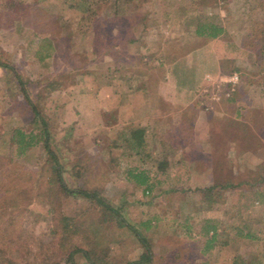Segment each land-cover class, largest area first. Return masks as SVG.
<instances>
[{
    "label": "rangeland",
    "instance_id": "rangeland-1",
    "mask_svg": "<svg viewBox=\"0 0 264 264\" xmlns=\"http://www.w3.org/2000/svg\"><path fill=\"white\" fill-rule=\"evenodd\" d=\"M263 15L264 0H0V60L6 65H0V248L20 255L23 264H54L49 254L54 247L59 254L66 218L71 227L77 223L62 242L68 250L77 243L88 247L95 264L137 261L145 250L121 215L152 248L150 262L133 264H198L207 256L209 264L264 259V180L255 177L264 162V136L259 134L258 145L253 131L264 121ZM201 23L223 30L214 37L196 33ZM212 55L219 72L209 70ZM233 66L242 75L236 99H230L236 90L223 93ZM16 73L46 119L64 181L96 190L117 212L60 193L45 136L26 154L16 150L11 131L34 125ZM204 75L207 81L190 89ZM216 92L219 99H211ZM130 93L141 103L131 118L122 112L118 117L112 99H129ZM194 94V106L174 100ZM194 111L214 114L213 166L206 169L197 160L193 180L159 182L167 171L164 161L179 155L174 149L195 144L188 135ZM141 124L147 125L144 133ZM209 153L196 151L197 159ZM192 154L186 151L185 159ZM142 161L146 168L139 167ZM20 167L33 171L37 183L30 204L18 211L12 202L32 192ZM144 175L145 183L134 181ZM208 225L215 233L204 256L200 248L213 233L205 232ZM74 259L92 264L82 252ZM58 264L69 263L60 256Z\"/></svg>",
    "mask_w": 264,
    "mask_h": 264
},
{
    "label": "trees",
    "instance_id": "trees-1",
    "mask_svg": "<svg viewBox=\"0 0 264 264\" xmlns=\"http://www.w3.org/2000/svg\"><path fill=\"white\" fill-rule=\"evenodd\" d=\"M261 2L263 0H260ZM263 23H264V15H263ZM223 30V28L221 26H217L214 24H209L208 27L206 24L201 23L199 26H197L194 31L196 33L199 34H209L210 36L214 37L216 36L219 32H221ZM50 52V51H49ZM49 52H46L45 55L43 56H48ZM41 56V58L43 57ZM251 62H255V61H251ZM0 65H4L6 66L1 60H0ZM222 71L223 73H226V71H228V69L226 68V66H224L225 64L222 62ZM240 72V67L239 66H233L231 67L230 72L232 71H237ZM261 71V70H260ZM16 76L19 78V82L20 85L22 87L24 96L26 98V100L28 101L29 106L31 107L34 117H33V121L34 125L32 127H30V129H25L22 127H16L11 131V139L12 141L16 144V150L19 153L22 154H26L28 148L34 146L35 144L39 143L40 140H42L41 137H44L43 139V146L46 148V150L52 154L56 164H57V181H58V188L60 190V193H64L66 195H70V194H79L80 196L89 198L92 202H94L95 204H98L100 207H104L106 210H109L111 212H117L108 202H106L102 197H100L98 195V193L96 192V190L91 191V190H86V189H82V188H71L67 185V183L64 181L62 175H61V165L59 163L58 157L56 156L55 152L50 148L49 142H48V129L46 126V119L41 115L40 110L38 109V107L35 105V103L33 102L32 99H30L27 88L25 86L24 81L21 79V77L19 75ZM241 79H242V75L240 74ZM262 79H263V83L264 84V73H262ZM252 81V80H249ZM259 81H257L256 83H258ZM260 83V82H259ZM260 89H264V85H262V87ZM236 90V89H235ZM238 93V89L236 91L233 92V94L230 96V99H236ZM197 99H199V96H197ZM40 122V126L38 127V124ZM253 131H255V135H258V138L260 140V142L258 143L261 144L262 142V137L259 136L263 135L264 136V121H261V124L258 125L257 127H254ZM254 135V133H253ZM23 173H24V183L28 184L31 186L32 188V192L29 194H22L20 195L17 200H21V201H15L12 202V208H16L18 211H20L21 209L27 207L30 204V201L32 200V198H34V196L32 195L34 192V188H35V183H37V179L34 178L35 176H33V174H35L33 171H27L25 173L24 170H22V168L20 167V169ZM257 172L255 173V177L260 176L262 174V176H260V178H262V180H264V162H261L258 166H257ZM31 176L33 178H31ZM137 182L142 183L144 182V178L137 180ZM227 184H230L229 182H227ZM244 181L240 180L238 181V185H243ZM15 185V184H14ZM16 198V197H15ZM15 198H13L15 200ZM91 206V205H90ZM105 213V212H104ZM120 220L122 221V223L124 224V226L129 227L131 230H133V232L136 234L137 238L139 239V241L142 243L143 248L145 250L144 253L141 254V256L139 257V259H137V261H132V262H127V263H123V264H133V263H146V262H150L151 258H152V248L149 244L148 238L145 237L144 234H142L141 231H138L137 229H135L132 225H130L126 219L119 215ZM143 223H149L148 220L146 221H141ZM70 221L66 220V218L64 219V221L61 224V227L63 228V233L61 235L60 238H58V250H59V254L57 255L55 252V247L54 249L51 251V254H49V256H53L55 258L54 264H58V262L60 261V256L62 258H65V260L69 263V264H76L75 259H74V254L77 252H82L84 254V256L91 262V259L89 258V250L88 247H85L79 243H77V245H73L71 247L70 250H68V248H65V244L62 242H66V239L69 237V235L67 234L70 233V231L74 230V227H77V223L74 224V227H71L69 225ZM15 224H17V222L13 221V230H15ZM149 226V224H147V227ZM7 230H9L7 228ZM13 230H9V231H13ZM213 230L212 235L209 237H206L205 240L202 243V246L200 248L201 254H203L204 256H206L208 254V249H211V245L212 242L214 240V233H215V226L211 225V227H209V225L207 226L205 232L207 233L208 231ZM7 232V231H6ZM11 241H9L10 243ZM0 243H3L1 237H0ZM264 244V243H263ZM3 247L0 248V254L5 253L7 255V257H1L0 258V264H23L22 263V259L20 257V255L12 256L9 255L7 253V248L5 247V245H2ZM263 251H264V246H263ZM45 258H49L47 256L46 253H44ZM264 258V255H263ZM92 264L93 261L91 262ZM198 264H209V258L207 256V258H202L201 262ZM230 264H264V259L261 258H251L249 260L246 259H238V258H233V260L230 262Z\"/></svg>",
    "mask_w": 264,
    "mask_h": 264
},
{
    "label": "crops",
    "instance_id": "crops-1",
    "mask_svg": "<svg viewBox=\"0 0 264 264\" xmlns=\"http://www.w3.org/2000/svg\"><path fill=\"white\" fill-rule=\"evenodd\" d=\"M206 45L207 44H204L201 47L206 46ZM200 51H202V50H200ZM183 58H185V56ZM212 58L213 59H210L209 60V63L207 64V65H209V70H213V69L216 68L215 71L216 72L217 71L219 72L218 58L215 55H212ZM178 59H176L173 62L172 67L173 66H177V65H174V63L179 62ZM205 79H206V76L205 75L202 76V78L200 77V79L198 81H195L194 82L195 85L193 87H191L190 89H194V92H195L197 90V87H199L200 85H202L204 82L207 81ZM177 87H179V86L174 87V90L176 89V91H179V88L180 87L179 88H177ZM129 96H130L129 99H123V100H121V99H112V100H114V103H115L114 105L116 107V110H118V112H117V116L118 117L122 113H123V115H124L123 117L125 119L127 117L132 116L134 114V112H133L134 106L141 103V101H137V99H133L132 93H130ZM196 96L197 95L194 94L192 97H190L191 99L189 98V99H174V100L178 104H184L186 106L187 105L194 106V103L196 101L195 100V97ZM141 100H144V99H141ZM117 106H120V107L117 108ZM178 108H179V110L182 109V107H179V106H178ZM213 116H214V114H212V113L210 114L207 111H204V113L201 112V111L195 113V111H194L193 115L189 117L190 118V120H189V127H190L189 131L190 132H188L189 141L192 138L194 140L195 144H192L188 148L186 146H184V145H181V146H178V147H176L174 149V151H178V154L179 155H177L175 157L176 158V161H173V162L166 161V160L164 161V165L165 166L167 165V169H166L167 171H163V175H161L160 174L161 171H159V174L162 176L161 178L159 177V179H158L159 182H167L169 177L170 178H174L176 181H179V182L180 181L187 182V181L193 180V178L190 176V171H191V169L193 167H196V161L197 160L203 162V163H201V165L204 166V167H206V169L209 168V167H211V166H213V164H211L210 162H212V159L214 157V154H213L214 153V148H213V145L211 144L212 143L211 140L209 139V137H210V131H212V133L216 135V133H214L215 131L213 129V122H214ZM120 121L121 120L118 119L116 121V123L113 125V127L115 125L118 126L117 124H119ZM141 126L142 127L139 130H141V132L144 133L145 129L147 128V125H144L143 126L141 124ZM118 132H119V130H118ZM118 132H116V135L118 134ZM197 137L199 138V140H200L201 143H197ZM208 144H209V146H208ZM142 146H143V144H142ZM197 147H199V149ZM202 148H205V149L203 150ZM186 151L187 152H194L195 153V156H193V154H192V157L191 158H187V160H186L185 159V153H186ZM196 151L197 152L198 151H201V152H206V153L210 152L211 154L210 153H209L210 155L207 154L204 157V159H203V157L201 159H197L198 157L196 155ZM226 152H228V149H227ZM161 164L162 163L159 162V165H161ZM138 165H139L140 168H146L148 166L144 161L140 162ZM145 171L147 173V170H145ZM159 174H157V176H159ZM166 174L168 175V177L166 176ZM210 174H211V172H210ZM126 177H127L126 178V181H128V184H132L133 181L130 180L129 176L127 175ZM143 178H144V182H142V183H145L149 179V177H147V175H144ZM152 179H153V177H151V180ZM137 180H134V181L137 182Z\"/></svg>",
    "mask_w": 264,
    "mask_h": 264
},
{
    "label": "built area",
    "instance_id": "built-area-1",
    "mask_svg": "<svg viewBox=\"0 0 264 264\" xmlns=\"http://www.w3.org/2000/svg\"><path fill=\"white\" fill-rule=\"evenodd\" d=\"M239 79L240 75L237 71H233L232 73L228 74L226 77V86L224 87L225 90L223 93L229 96L236 89ZM219 97V92L211 95V99H219Z\"/></svg>",
    "mask_w": 264,
    "mask_h": 264
}]
</instances>
